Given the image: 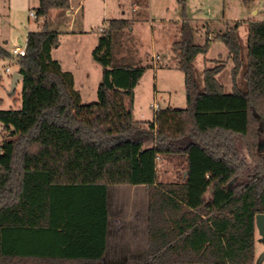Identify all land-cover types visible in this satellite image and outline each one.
<instances>
[{"label": "trees", "instance_id": "1", "mask_svg": "<svg viewBox=\"0 0 264 264\" xmlns=\"http://www.w3.org/2000/svg\"><path fill=\"white\" fill-rule=\"evenodd\" d=\"M180 4L184 17L171 49L185 74L187 106L160 108L152 120L134 113L146 67L132 51L119 54L132 20L111 19L100 33L92 56L102 79L98 100L90 103L74 89L73 73L52 57L60 32L51 28L49 13L70 8L71 0H39L43 24L29 31L25 56L0 44V59H14L23 75L21 107L0 109L6 131L0 264H32L38 257L103 264L111 185L149 187V260L143 264L256 263V216L264 213V20L246 22V60L238 33L243 21L217 34L233 61L227 90L219 78L226 61L198 79L195 60L209 53L210 37L195 43L198 29L186 17L185 0ZM149 136L153 144L146 146ZM161 157L177 160L184 182H158ZM84 233L98 235L97 254L69 250ZM28 237L40 245L28 244Z\"/></svg>", "mask_w": 264, "mask_h": 264}, {"label": "rangeland", "instance_id": "2", "mask_svg": "<svg viewBox=\"0 0 264 264\" xmlns=\"http://www.w3.org/2000/svg\"><path fill=\"white\" fill-rule=\"evenodd\" d=\"M38 3L39 0H0V41L4 44L7 39L8 48L26 47L29 31L42 26V20L39 23L29 16V12L35 10ZM78 3L79 0H73L70 8L59 11L61 16L73 18L71 29L74 33L60 32V43L53 48L52 57L63 63L64 70L73 73L74 89L80 92L83 103L98 100L102 66L93 60L92 52L100 33L111 19L128 18L134 25L132 30L125 32V50L119 54L127 55L128 51H132L146 67V72L135 89V118L143 120L141 113L154 115L157 109L151 104L159 105L161 109H181L187 106L185 74L176 67V58L171 49L173 40L179 38L178 26L168 27L173 20L184 17L180 0H85L82 10L76 13L74 5L77 6ZM185 4L186 17L194 20L195 28L198 29L195 33V43L204 45L210 37L209 53L200 54L195 60V73L199 80L203 81L206 68H212L223 61L227 64L229 50L222 40L215 37L233 26L236 21L244 22L238 33L243 58L247 59L249 28L246 22L252 19L264 20V0H255L252 4H246L243 0H185ZM255 10L258 13L254 14ZM56 16L54 20L50 13L48 16V22L53 29H57L56 24H53L58 20ZM68 25L63 24L64 27ZM102 27L103 30H100ZM1 61L0 73L5 84L0 94L9 102L13 94V72H6L8 59ZM15 70L16 67L13 71ZM220 80L231 83V72L227 65L220 74ZM17 89V96H20L21 86ZM152 144V137L149 136L146 146ZM240 149L243 154L247 153L242 142ZM263 253L264 242H261L258 259ZM261 264H264V259Z\"/></svg>", "mask_w": 264, "mask_h": 264}, {"label": "crops", "instance_id": "3", "mask_svg": "<svg viewBox=\"0 0 264 264\" xmlns=\"http://www.w3.org/2000/svg\"><path fill=\"white\" fill-rule=\"evenodd\" d=\"M84 2L85 0H79L78 5L77 6L74 5V10L76 13L82 10V7H84L83 4ZM59 11L60 10H52L50 12V17L53 20L55 19V16L58 15L56 16L58 20H56V22L53 23L56 24L57 26V29L56 27L55 29L59 32L68 31L69 33H74L73 29H71L73 18L68 17L67 15L61 16L59 14ZM256 13H258L257 10L254 11V14ZM181 19L182 18L173 20L174 24L173 23H170L169 25L167 24L168 27L169 28L170 26L177 27L178 26L177 22L180 21ZM252 20H257V19H252ZM63 24H69V25L68 27H64ZM174 41L175 40H173V42ZM4 42L5 43L3 44L0 41V44L5 48H7L8 50H12L6 46V44H8L9 41L5 39ZM0 62H2L1 59ZM61 64L62 67L64 68L62 62ZM232 66H233V61L229 57L227 61V68L229 67L230 72ZM7 67L11 68V73L13 72V76L11 80L13 84L14 76H16L15 74L19 72L18 64H16L14 59H8V64L6 65V68ZM14 67H16L15 71H13ZM0 77L2 78L1 73H0ZM21 81L22 78H19L17 82L16 92L18 91L17 88L21 86ZM2 83L3 85L5 84L3 78H2ZM224 85L227 87V90H231L232 82L224 83ZM0 98L3 99V104L0 105V109H9V108L19 109L21 107L20 96H17V93L15 94V96H12V99L9 100V102H6L5 98H3L1 94H0ZM12 100H13V105H12ZM153 117L154 115L152 114L150 115L147 113H141V119L143 120H152ZM185 179H186V171L177 163L176 159L161 157L158 160V182H163V183L184 182ZM211 191L212 190H209L208 194H210ZM85 206L86 205H84L83 207ZM107 209H108V224H107V236H106V250L103 258V264L146 263L149 260V256H148L149 187L146 185L109 186ZM85 212L86 211H84V213ZM260 238L261 236L257 228L256 243H255L256 261L258 259V248L261 244ZM27 241L28 244L32 245L33 244L32 242L33 241L36 242L37 240L35 238L28 237ZM79 241L75 242V247H70L74 249H69L70 251L72 250L71 252L73 254L79 255V254H83V252L86 253L88 252L90 254L98 253L100 242L97 234L95 236V235H90L89 233L87 234L84 233V235L81 238H79ZM38 245H40L39 242H36L34 246H38ZM30 259H31L30 263L32 264H70L71 262H75V264H79L78 261L76 262V261L63 260V259L57 260V259L42 258V257L30 258Z\"/></svg>", "mask_w": 264, "mask_h": 264}, {"label": "built area", "instance_id": "4", "mask_svg": "<svg viewBox=\"0 0 264 264\" xmlns=\"http://www.w3.org/2000/svg\"><path fill=\"white\" fill-rule=\"evenodd\" d=\"M29 16L31 18L36 19L39 23H40V19L38 18L37 12L35 10H31L29 12ZM41 27V25L39 26V28ZM100 30H103V27L100 28ZM12 55L14 56H25L26 55V47H14L12 50ZM6 72L11 73V68L7 67L6 68ZM151 106L155 109H159V105L156 104H151ZM6 134L5 131V126L4 124L0 121V155L3 153V140H4V135Z\"/></svg>", "mask_w": 264, "mask_h": 264}, {"label": "water", "instance_id": "5", "mask_svg": "<svg viewBox=\"0 0 264 264\" xmlns=\"http://www.w3.org/2000/svg\"><path fill=\"white\" fill-rule=\"evenodd\" d=\"M16 76H14V79H13V92L16 90V87H17V82L19 80V78H23V75L21 73H16L15 74ZM256 226L259 230V233H260V240L261 242H264V213H259L257 214L256 216ZM264 259V253L262 254V256L256 261V264H261L262 261Z\"/></svg>", "mask_w": 264, "mask_h": 264}]
</instances>
